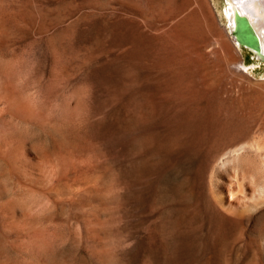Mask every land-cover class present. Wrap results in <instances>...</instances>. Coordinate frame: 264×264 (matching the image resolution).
<instances>
[{
    "label": "rangeland",
    "instance_id": "1",
    "mask_svg": "<svg viewBox=\"0 0 264 264\" xmlns=\"http://www.w3.org/2000/svg\"><path fill=\"white\" fill-rule=\"evenodd\" d=\"M20 1L36 16L38 30L23 37L17 72L30 77L37 61L38 74L51 81L50 88L38 87L39 99L52 91L55 108L52 139L39 129L38 146L46 154L52 148L55 163L70 162L55 176L53 209L42 215L52 217V233L32 243L0 236V264H145L144 249L152 242L148 225L157 223L158 211L165 209L173 240L199 196L211 195L213 178L210 171L198 175L190 162L177 163L143 177L137 188L134 107L128 103L133 93L139 89L143 110L161 129L178 112L158 83L171 80L179 68L198 70L201 89L213 90L215 81L234 107L264 118V59L235 45L225 23V0H160L154 6L151 0ZM194 16L215 25L203 42L183 28ZM51 37L57 38L51 43ZM217 39L239 51L229 54V62L219 59ZM24 131L33 133L29 126ZM40 195L41 208L47 196ZM247 212V230L225 264H264V211Z\"/></svg>",
    "mask_w": 264,
    "mask_h": 264
},
{
    "label": "bare ground",
    "instance_id": "2",
    "mask_svg": "<svg viewBox=\"0 0 264 264\" xmlns=\"http://www.w3.org/2000/svg\"><path fill=\"white\" fill-rule=\"evenodd\" d=\"M151 1L154 6L160 0ZM22 5L20 0H0V236L12 243L24 239L37 242L52 233L51 229L48 233L52 217L45 219L42 215L53 209L55 176L70 162L57 164L52 148L46 154L38 146L39 129L52 137L55 108L52 91L44 101L39 99L38 87H49L51 81L38 74L37 61H32L30 77L23 78L20 70L17 72L23 37L38 30L36 16ZM223 7L235 45L244 51L233 31L239 13L248 17L257 33L260 49L255 54L262 56L264 0H225ZM194 19L193 23L184 21L183 28L203 42L215 25L213 21L206 24V18L204 22L200 17L197 22ZM56 38L51 37V43ZM216 44L221 62H229V54L239 52L226 39H217ZM199 73L179 68L173 71L171 80L158 83L178 112L161 129L157 130L159 123H151L143 110L144 96L139 89L128 102L134 107L132 145L137 188L143 177L177 163L190 162L198 175L210 171L213 178L211 195L199 196L189 222L173 240H169L165 209L158 211L157 223L151 221L148 225L152 242L144 249L149 257L145 264H225L233 256V243L247 230V211L255 208L259 215L264 211L257 209L264 204V118L234 107L233 100L223 96L215 81L210 90L204 85L210 83L203 78L206 88L201 89L196 79ZM26 126L31 127L32 135L26 134ZM41 193L47 199L40 208L36 199Z\"/></svg>",
    "mask_w": 264,
    "mask_h": 264
},
{
    "label": "water",
    "instance_id": "3",
    "mask_svg": "<svg viewBox=\"0 0 264 264\" xmlns=\"http://www.w3.org/2000/svg\"><path fill=\"white\" fill-rule=\"evenodd\" d=\"M235 17V27L233 31L235 32L240 44L242 46L248 47L253 52L259 51L260 40L248 17L245 15H240L239 13H236ZM259 58L264 59V54Z\"/></svg>",
    "mask_w": 264,
    "mask_h": 264
},
{
    "label": "snow or ice",
    "instance_id": "4",
    "mask_svg": "<svg viewBox=\"0 0 264 264\" xmlns=\"http://www.w3.org/2000/svg\"><path fill=\"white\" fill-rule=\"evenodd\" d=\"M228 2H235V0H226V3Z\"/></svg>",
    "mask_w": 264,
    "mask_h": 264
}]
</instances>
